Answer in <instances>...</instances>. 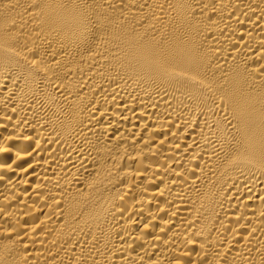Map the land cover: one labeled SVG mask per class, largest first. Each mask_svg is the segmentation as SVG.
<instances>
[{
  "label": "bare ground",
  "instance_id": "1",
  "mask_svg": "<svg viewBox=\"0 0 264 264\" xmlns=\"http://www.w3.org/2000/svg\"><path fill=\"white\" fill-rule=\"evenodd\" d=\"M0 264H264V0H0Z\"/></svg>",
  "mask_w": 264,
  "mask_h": 264
}]
</instances>
